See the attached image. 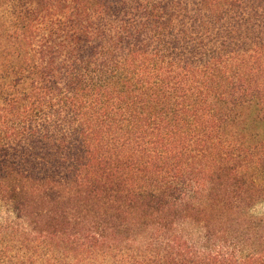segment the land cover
Segmentation results:
<instances>
[{
  "label": "trees",
  "instance_id": "1",
  "mask_svg": "<svg viewBox=\"0 0 264 264\" xmlns=\"http://www.w3.org/2000/svg\"><path fill=\"white\" fill-rule=\"evenodd\" d=\"M187 8L0 0V264H264V0Z\"/></svg>",
  "mask_w": 264,
  "mask_h": 264
},
{
  "label": "rangeland",
  "instance_id": "2",
  "mask_svg": "<svg viewBox=\"0 0 264 264\" xmlns=\"http://www.w3.org/2000/svg\"><path fill=\"white\" fill-rule=\"evenodd\" d=\"M164 2L166 0H157ZM183 2H187L191 6L193 3H195L197 0H182ZM187 8L185 10H182L178 16H176L177 22L181 24L186 25L188 28L193 24V10L192 8ZM207 41V39L205 38ZM256 114L252 110L248 109H242V117H245L244 119H247L245 128H243V132L245 134L249 135V142L250 143H256L260 145H264V118H257L255 117ZM256 132V135L252 134L253 132ZM254 213L256 214H264V203L259 204L255 206Z\"/></svg>",
  "mask_w": 264,
  "mask_h": 264
}]
</instances>
